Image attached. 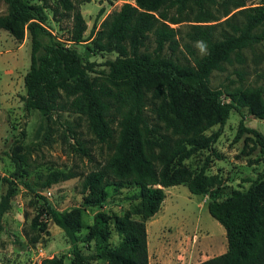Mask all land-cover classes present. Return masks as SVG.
<instances>
[{
	"label": "trees",
	"instance_id": "trees-1",
	"mask_svg": "<svg viewBox=\"0 0 264 264\" xmlns=\"http://www.w3.org/2000/svg\"><path fill=\"white\" fill-rule=\"evenodd\" d=\"M3 1L7 10L0 15V29L17 42L26 34L30 39V64L23 77L25 94L21 98L24 110H38L47 118L61 111L82 114L89 129L103 142L114 137L113 111L119 117L114 153L101 169L84 177L81 206L59 211L45 203L52 223L61 228L71 245L69 264H149L146 221L159 211L164 188L179 184L186 185L192 194H208V212L225 229L226 251L197 264H264V172L247 189L224 192L223 186L212 187L214 181L205 172L209 156L197 173L184 165L196 152L212 149L234 105L264 119L263 85L234 90L209 85L213 71H223L225 64H243L246 50L252 52L255 63L264 60V2L254 6H247L245 0L125 2L102 20L91 39L93 51L116 53L106 61L108 71L103 81L90 75L95 63L83 61L68 45L84 41L87 28L71 0H59L64 10L73 11V25L65 41L45 27L47 14L42 4ZM185 21L190 23L183 34L179 27L170 25ZM150 40L154 46L148 51ZM193 43L205 53L196 55ZM180 49L193 61L182 62L177 54ZM236 73L241 77L243 71ZM147 98L151 99L156 121L146 113ZM215 125L216 131L204 135ZM244 129L254 135L264 156V135ZM70 177L53 172L45 186ZM0 181L8 184L0 197L1 231L13 187L7 177L0 176ZM109 185L137 188L133 198L139 202L122 215L112 216L120 236L115 245L109 242L107 217L102 214L96 226L101 241L95 253L88 254L79 243L90 241L94 232L79 235L81 207L102 206ZM98 255L106 262H98ZM41 264L65 261L53 256Z\"/></svg>",
	"mask_w": 264,
	"mask_h": 264
},
{
	"label": "rangeland",
	"instance_id": "rangeland-1",
	"mask_svg": "<svg viewBox=\"0 0 264 264\" xmlns=\"http://www.w3.org/2000/svg\"><path fill=\"white\" fill-rule=\"evenodd\" d=\"M30 1L44 6L47 14L45 27L55 38L65 41L73 25V11L64 10L59 0ZM71 1L74 10L82 14L87 28L83 34L84 41L68 42V45L78 51L83 61L95 63L94 71L90 73L92 77L98 76L105 81L106 61L115 58L116 53L93 51L91 39L102 20L123 3L134 4V1ZM263 2L245 0L247 6ZM6 10V4L0 0V15ZM189 23L170 25L179 27L183 34ZM153 46L150 40L148 51ZM192 46L196 55L205 53L196 43ZM181 50L177 53L180 60L192 62L193 57ZM244 55L246 60L243 64H225L223 71H213L209 85L230 90L264 86V60L255 63L250 50L244 51ZM29 64V35L26 34L22 42H17L7 31L0 29V176L12 180L13 187L10 207L1 220L0 264H41L44 258L53 256L63 257L65 264H69L71 245L61 228L52 223L45 203L59 211L81 206L84 177L101 169L114 153L119 117L113 111L111 126L115 129L114 137L103 142L89 129L82 114L61 111L47 118L38 110L25 111L21 98L25 94L23 77ZM241 70L243 73L239 77L236 72ZM147 100L146 113L156 121L151 111V99ZM244 128L255 129L264 135V119L255 118L247 108L234 105L212 149L196 152L184 161V165L197 173L209 156L205 172L213 179V188L223 186L224 192L233 188L247 189L252 180L263 174L264 156L255 143L254 135ZM217 129L218 125H215L204 135ZM209 150H214L217 155ZM53 172L72 177L45 186ZM7 189L8 184L0 181V197ZM164 191L165 198L159 211L146 221L149 264H197L226 251L225 229L208 212V194H192L184 184L166 187ZM105 192L106 201L102 206L81 207L79 235L83 237L90 231L94 232L90 241L79 243L88 254L95 253L96 245L101 241L96 226L102 214L107 217L109 242L115 245L120 236L114 229L112 216L122 215L139 202L133 198L137 192L133 186L109 185ZM98 257V262H106L104 257Z\"/></svg>",
	"mask_w": 264,
	"mask_h": 264
}]
</instances>
